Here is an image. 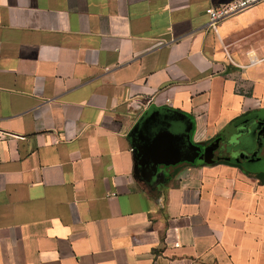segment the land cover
Returning a JSON list of instances; mask_svg holds the SVG:
<instances>
[{"label": "crops", "instance_id": "0c3cea01", "mask_svg": "<svg viewBox=\"0 0 264 264\" xmlns=\"http://www.w3.org/2000/svg\"><path fill=\"white\" fill-rule=\"evenodd\" d=\"M232 1L0 0V264H264V165L195 163L264 111Z\"/></svg>", "mask_w": 264, "mask_h": 264}, {"label": "trees", "instance_id": "16d2710c", "mask_svg": "<svg viewBox=\"0 0 264 264\" xmlns=\"http://www.w3.org/2000/svg\"><path fill=\"white\" fill-rule=\"evenodd\" d=\"M262 113H264V111L246 114V115L234 120V122H232L231 126L227 130H225V132L223 134L218 135L216 138H214L208 144L197 145L196 148H198V150L196 152L195 163H200L201 165L226 164V165L233 166V167H243L250 172L253 171V168H252L254 166L253 164H259V165L263 166L262 162H264V159L262 160L260 158L259 159L256 158L255 154L250 156L248 154V152H246V150H248L246 148L249 147V144H248L249 141L248 140L244 141L241 144V149L242 150L244 149L243 154L241 156L235 155V156L228 157V158H220L217 155V151L223 145L225 138L231 139L232 137L237 136L240 133L239 129L244 124L246 125L248 122H250L252 120L261 118ZM213 145H215L216 147L213 149L212 153H210V155L209 154L206 155V153H208L207 151L209 150V148ZM246 156H248V158H245ZM210 158H212V161L207 162L206 159H210ZM239 158L249 160L248 161L249 164H247V165L241 164ZM259 179H260V182H264V174L259 176Z\"/></svg>", "mask_w": 264, "mask_h": 264}, {"label": "flooded vegetation", "instance_id": "af4514ba", "mask_svg": "<svg viewBox=\"0 0 264 264\" xmlns=\"http://www.w3.org/2000/svg\"><path fill=\"white\" fill-rule=\"evenodd\" d=\"M245 125V124H244ZM243 125V126H244ZM241 127L240 133L236 136L234 142L231 143V139L225 138L223 145L218 149L217 155L220 158H228L235 155H242L244 149H241V144L248 140L249 147L246 148V152L251 156L256 155V158L264 159V113L262 117L248 122L244 127ZM240 144V145H239ZM240 159V163L243 165L249 164V160ZM264 165V162H262Z\"/></svg>", "mask_w": 264, "mask_h": 264}, {"label": "built area", "instance_id": "2783aa9c", "mask_svg": "<svg viewBox=\"0 0 264 264\" xmlns=\"http://www.w3.org/2000/svg\"><path fill=\"white\" fill-rule=\"evenodd\" d=\"M263 1L264 0H235L218 8H209L207 10V14L210 17L209 27L214 31H217L216 26L219 22L245 11ZM254 62L255 60L253 59L252 63Z\"/></svg>", "mask_w": 264, "mask_h": 264}, {"label": "water", "instance_id": "95a60500", "mask_svg": "<svg viewBox=\"0 0 264 264\" xmlns=\"http://www.w3.org/2000/svg\"><path fill=\"white\" fill-rule=\"evenodd\" d=\"M186 138H189V134H187V137ZM216 146L213 145L209 148V150L207 151L208 153H206V155H210V153H212L213 149L215 148ZM198 150V148H196ZM196 149H195V152H196ZM196 157V156H195ZM245 158H248V156H246ZM207 162H211L212 161V158L210 159H206ZM137 172H139L138 168H137ZM145 175L151 180L153 178V173H145Z\"/></svg>", "mask_w": 264, "mask_h": 264}, {"label": "rangeland", "instance_id": "374dc122", "mask_svg": "<svg viewBox=\"0 0 264 264\" xmlns=\"http://www.w3.org/2000/svg\"><path fill=\"white\" fill-rule=\"evenodd\" d=\"M235 138H236V136H234V137H233V139H232L231 143H232V142H234Z\"/></svg>", "mask_w": 264, "mask_h": 264}]
</instances>
